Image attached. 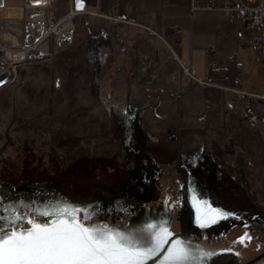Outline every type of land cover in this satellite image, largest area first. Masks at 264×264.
I'll use <instances>...</instances> for the list:
<instances>
[{
    "label": "flooded vegetation",
    "instance_id": "1",
    "mask_svg": "<svg viewBox=\"0 0 264 264\" xmlns=\"http://www.w3.org/2000/svg\"><path fill=\"white\" fill-rule=\"evenodd\" d=\"M78 45L81 42L72 43V48ZM99 46L88 34L79 51L69 49L72 57L65 54L54 63L30 66L25 85L15 96L17 108L9 100L1 101L8 126L25 137L23 145L14 149L15 159L22 160L27 144L40 171L56 175L72 154L80 158L92 147L109 150L116 155L119 171L145 170L147 175L151 171L149 178L159 199L149 206L164 212L173 232L182 231L186 193L190 201L211 198L212 209L219 205L229 214L227 229L221 225L209 233L188 226L185 240L193 250L231 251L240 264H264V112L260 105L248 103L244 113L240 106L227 107L200 127L174 120L166 123L157 109L145 107L141 95L123 88L120 77L109 69L111 54ZM98 108L100 116L92 117ZM171 124L189 128L180 136L183 150L176 144L168 150L162 147L165 135L160 130ZM159 148L160 155L156 154ZM190 155L204 166L208 182L215 177L213 186L196 185L191 179ZM114 170L108 168V173ZM95 172L100 176L101 169Z\"/></svg>",
    "mask_w": 264,
    "mask_h": 264
},
{
    "label": "crops",
    "instance_id": "2",
    "mask_svg": "<svg viewBox=\"0 0 264 264\" xmlns=\"http://www.w3.org/2000/svg\"><path fill=\"white\" fill-rule=\"evenodd\" d=\"M198 1L216 8L193 11L190 0H38L31 1L26 12L27 0H0V27L10 30L19 23L9 21L21 20V30H14L22 42L28 16L42 19L40 8L45 15L47 6L60 10L56 22H52L54 12L40 20L45 22L42 27L47 24V33L54 32L66 17H83L77 25L84 30L83 40L89 34L111 54L109 69L127 92L141 95L145 107L157 109L166 123L174 120L200 127L230 106H240L244 113L251 102L236 90L257 97L258 93L242 87V52L248 53L250 61L253 56L262 61L260 74H264V56L241 44L243 24L230 21L219 10L223 0ZM71 33V22L58 27L57 50L69 42ZM5 36L12 44H20L14 35ZM226 94L232 95V104L224 103ZM259 107L264 112V106Z\"/></svg>",
    "mask_w": 264,
    "mask_h": 264
},
{
    "label": "water",
    "instance_id": "3",
    "mask_svg": "<svg viewBox=\"0 0 264 264\" xmlns=\"http://www.w3.org/2000/svg\"><path fill=\"white\" fill-rule=\"evenodd\" d=\"M29 68L30 66L20 68L16 80L10 85L8 84L11 79L0 82V104L6 99V103L7 100L12 102L13 109L17 108L18 100L15 96L17 91H21L25 85L26 79L22 76L26 77ZM5 111L6 109L0 105V137H2L0 140V200H2L0 217H10L15 213L17 217H23L19 220L23 228L29 229L31 225L27 223L28 220H35L41 224L50 222L55 217L41 215V213L56 212L61 207L70 205L92 213L91 218L87 220L84 219V212L80 213V221L87 227L104 225L145 242L151 234L150 225L156 226L154 231L167 228L171 236L168 238V243L163 246L165 250L150 259L147 264H166L164 257L167 255V250L177 240L197 257L194 264H200L199 257L207 252H197L188 245L185 240L188 226L194 229H206L209 233L216 232L215 229L221 225H225L224 229H227L228 218L216 219V222L202 227L199 220L200 214L197 212V200L192 197L193 201H190V196L186 193L182 212V231L173 232L166 225V219L162 215L164 212L158 208L155 211L149 206V203L159 199V194L149 178L151 171H148V175L145 170L142 172L119 171L114 164L116 155L110 154L109 150L103 148L92 147L91 150H86L85 154L82 153L80 158H76L75 154L68 156L66 167L62 171H57L56 175L40 171L29 153L27 144H24V155L18 162L15 159L14 149L23 145L25 137L8 126ZM188 130L187 127L179 128L175 124L168 125L165 131L160 130L165 135L162 147L168 150L176 144L178 149L183 150L180 136ZM153 149L156 148L153 147ZM160 151L162 152L161 148L156 154H162ZM189 159L194 164L189 168L188 173L191 179L197 182L196 185L208 183L213 186L215 177L208 182V176H205L207 173L203 171L204 166L197 162L196 157L190 155ZM98 168L101 169L100 176L95 172ZM108 168L115 170L108 173ZM210 200L211 198L209 201H201L200 208L203 210L205 204L210 205ZM213 209H220V206H214ZM117 222L120 223L117 225ZM4 227L8 226L4 225ZM211 254L203 264H240L238 256L231 251H217Z\"/></svg>",
    "mask_w": 264,
    "mask_h": 264
},
{
    "label": "snow or ice",
    "instance_id": "4",
    "mask_svg": "<svg viewBox=\"0 0 264 264\" xmlns=\"http://www.w3.org/2000/svg\"><path fill=\"white\" fill-rule=\"evenodd\" d=\"M196 203L202 227L229 215L207 204L202 210L200 202ZM82 211L85 220L91 218V212L65 205L56 212L41 213L54 216L50 222L41 224L28 220L29 229L23 228L19 223L23 217L15 213L0 217V264H147L165 250L163 246L171 236L167 228L154 231L155 225L149 226L151 234L147 242L104 225L87 227L79 218ZM211 255L201 254L200 264ZM196 260L178 240L164 257L166 264H194Z\"/></svg>",
    "mask_w": 264,
    "mask_h": 264
},
{
    "label": "rangeland",
    "instance_id": "5",
    "mask_svg": "<svg viewBox=\"0 0 264 264\" xmlns=\"http://www.w3.org/2000/svg\"><path fill=\"white\" fill-rule=\"evenodd\" d=\"M31 1H35L38 2V0H27V3L25 5V11L29 12L30 10V2ZM47 9V10H46ZM38 10V8L36 9ZM47 11V14L45 15V13H43V8H40L38 13L41 15L42 19H40V17L37 15L33 16L30 15L28 16V21L25 27V33H26V38H27V44L29 45V48H31L35 43L40 42L42 39H44V37H46V35L48 34L49 36L46 37L43 41V44L45 48L48 49L47 54H43L42 58H40L39 60H35L32 64H29L28 66H32L35 64H39V63H43L46 61L49 62H56L57 60H59L60 58H62L65 54L67 56H73V53H71L70 51H79L81 45L84 44L85 40H83L84 38L82 37V32L80 29H78L77 25H80L83 21V17H79L78 19L75 20V18L78 16H76L73 20V22L71 23V29H72V33L71 36L72 40H69V44H65L63 47H60L59 50H57V44H56V40L58 39V35H57V30L58 27L56 29H54V32L51 33H47V24H44V27H42L41 25L45 22L43 19H49L51 12H54L55 17L54 20L52 22H56L60 16V10L58 9V7H55L54 5H50L45 7V9ZM3 17V16H2ZM41 20V21H40ZM76 21V23H75ZM7 22V20H4L2 23ZM9 22H15V23H19L18 25H14L11 26L10 30L5 29L4 27H0V41L5 43V44H12L8 38H6L5 34L9 33L11 35H14L15 37L18 38V42L21 43V39L19 37V35L17 34V32L14 30V28L20 29L21 30V20H13V21H9ZM1 23V25H2ZM68 23V22H67ZM73 25L77 26L74 33H73ZM42 27V28H41ZM87 32H89V30H87ZM73 34V35H72ZM41 38V40H39ZM83 40V41H81ZM81 42V45H78V47L76 48H72V43H76V42ZM48 43V44H47ZM69 49H71L69 51ZM73 49V50H72ZM76 51V52H77ZM68 52V53H67ZM242 57H243V62L241 63L242 66V71L240 72V80L242 79V87L245 88L246 90H249L251 92H255L258 93L256 95L257 96H253L251 94H246V93H241V91H239L238 95L244 94L245 98L249 101V102H253L254 105H263L264 106V74H260V67L262 66V61L256 57H252L251 61L250 58L248 56V53L246 52H242ZM28 74H26L27 76ZM23 79H27V77L22 76ZM238 91V90H236ZM251 96V97H250ZM227 99L224 101V103H229L232 104V95L231 94H226ZM257 102V103H254ZM83 105V103H82ZM83 107V106H82ZM100 116V109H96L95 112H93L92 117H98Z\"/></svg>",
    "mask_w": 264,
    "mask_h": 264
},
{
    "label": "built area",
    "instance_id": "6",
    "mask_svg": "<svg viewBox=\"0 0 264 264\" xmlns=\"http://www.w3.org/2000/svg\"><path fill=\"white\" fill-rule=\"evenodd\" d=\"M190 2L193 9H210L201 5L198 0H190ZM219 10L230 21L246 25V30L240 36L241 44L257 49L264 56V0H247L246 2L223 0ZM113 19L117 22L121 21L115 17ZM73 28L74 33V25ZM43 41L35 43L31 48L27 42L23 41L20 44H5L0 41V82L11 79L8 84L10 85L16 80L20 68L32 64L35 60L42 58L43 54H47L48 49L42 45Z\"/></svg>",
    "mask_w": 264,
    "mask_h": 264
},
{
    "label": "bare ground",
    "instance_id": "7",
    "mask_svg": "<svg viewBox=\"0 0 264 264\" xmlns=\"http://www.w3.org/2000/svg\"><path fill=\"white\" fill-rule=\"evenodd\" d=\"M200 3V2H199ZM201 5H203V6H205V7H208V8H210V9H206V10H211V9H215L216 7L215 6H212V5H208V4H204V3H200ZM191 9L193 10V11H195V10H200V9H193V7H192V4H191ZM73 15H75V14H73ZM73 15H71V16H69V17H66L64 20H63V22L64 23H66V22H71L72 23V17H73ZM62 22V23H63ZM62 23H60L58 26H60ZM243 24V23H242ZM57 26V27H58ZM56 27V28H57ZM243 27H244V31L246 30V25H244L243 24ZM56 28H54V29H56ZM54 31V30H53ZM49 35L47 34L46 35V37H48ZM46 37H44V39L46 38ZM44 39H42V40H44ZM39 40H41V38L39 39ZM27 41V38H26V33L24 32V39H23V42H26ZM56 43H57V40H56ZM238 93H239V91H237ZM242 93V92H241Z\"/></svg>",
    "mask_w": 264,
    "mask_h": 264
}]
</instances>
